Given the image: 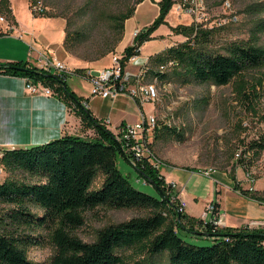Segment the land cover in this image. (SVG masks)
<instances>
[{"label": "trees", "instance_id": "trees-1", "mask_svg": "<svg viewBox=\"0 0 264 264\" xmlns=\"http://www.w3.org/2000/svg\"><path fill=\"white\" fill-rule=\"evenodd\" d=\"M36 1L30 0L29 7L32 8ZM141 1L136 0V3ZM173 3L174 0L158 1V15L149 26L134 35L131 45L124 47L122 69L128 58L137 53L139 47L152 38V32L165 22ZM30 10L35 16L43 15ZM0 12L14 19L9 0H0ZM133 12L134 7H129L111 16L112 48L121 40L124 23ZM260 29H264V20ZM172 31L182 34L185 40L150 55L146 73L162 78L165 72H157L156 68L151 70L150 63L157 66L172 62L169 68L183 79L216 85L232 81L240 103L258 114L259 90H264V75L248 74L264 67V45L234 41L224 46V52H218L210 48L213 27L180 24L172 27ZM0 34H3L1 30ZM67 37L63 40L65 45ZM0 72L22 76L52 89L72 107L82 128L93 129L91 135L63 133L42 144L4 150L1 164L8 175L0 181V264H34L28 258L27 249L41 243L35 233L38 229L48 232L55 248L49 264H126L119 253L124 248H134L140 254L151 256L166 252V264H264V228L219 227L178 212L177 192L165 182L159 168L150 164L147 158L133 164L120 134H114L91 114L81 103L82 98L68 87L66 77L27 61L0 62ZM260 120L262 133L249 140L239 154L238 163L246 170L251 157L259 156L264 150V113ZM162 129L165 133H174L177 138L182 135L165 124ZM153 131L156 137L160 128L155 126ZM247 152L250 153L248 156ZM118 155L131 163L140 175L153 181L156 196L130 183L116 166ZM98 174L102 181L94 189L91 185ZM148 179L144 178V181L150 183ZM234 188L246 197L264 202V191L243 189L237 181ZM97 206L138 208L146 214L106 225L97 231L93 241H83L72 230L83 224L85 210ZM182 234L210 237L212 242L191 244ZM134 264L143 263L137 260Z\"/></svg>", "mask_w": 264, "mask_h": 264}, {"label": "rangeland", "instance_id": "rangeland-1", "mask_svg": "<svg viewBox=\"0 0 264 264\" xmlns=\"http://www.w3.org/2000/svg\"><path fill=\"white\" fill-rule=\"evenodd\" d=\"M25 1L29 7L30 0H12V7L20 24L26 30L32 31L37 43L40 42L39 35L51 41L58 36L57 32L61 33L63 30L62 38L64 40L67 35L68 42L66 45L64 43L61 45L67 52V57L59 59L74 71L78 68L82 69L81 71L87 68L95 71L109 67L112 55L115 53L122 55L124 47L133 43L134 32L149 26L159 11L157 4L159 0H145L149 12L141 17L139 14L135 15L134 19L128 21L125 26V34L126 32L130 33L132 24L136 20L142 21V25L136 26L132 31V41L127 43L128 39L123 37V31L121 40L112 48L111 16L129 7H134L135 11L142 1L136 3V0H37L43 8L40 13L43 15H36L37 17H33L32 12L30 13L32 8L28 9ZM190 1L174 0L164 18L165 22L159 25L162 26V31L154 37L151 34V39L157 36V39L164 40V44L171 45L185 40L182 34L174 33L172 27L180 24H196L215 28L210 48L218 52H224V46L234 41L264 45V29H260V23L264 20V0ZM227 2L229 6H226ZM193 5L196 6L195 12L186 9ZM153 12H156L155 16L149 19ZM47 14L50 16H46ZM1 15L6 18V22L0 20V30H3L6 23L15 24V20L5 16L4 12H0ZM51 19L59 20L62 23V28L56 29ZM160 46H162V41L146 42L135 63H141L143 55ZM109 48L112 50L109 51ZM124 68L131 72L136 71L135 65L128 62ZM150 68L151 70L155 69V64L150 63ZM248 75L262 76L264 67L251 71ZM153 78V73H147L145 82L152 83ZM157 79L155 82L158 89L157 98L155 101L145 102L142 105L144 112L147 111V106L154 107L153 114L157 118L156 125L160 131L162 130L156 133V137L151 133L148 144L158 160L161 161L158 163V170L166 175L165 182L171 183V178L180 180V182L186 181L190 174L189 169L202 172L212 168L224 172L228 178L235 180L234 185L237 181L240 187L249 184L256 187L258 191H264V150L259 156L251 157L247 170L238 163L239 156L235 155L236 152L242 153L244 145L249 140L258 138L263 131L260 116L264 113V90H259L261 104L257 109L258 114H256L240 103L234 92V82L232 81L224 85L210 82L201 83L192 78L183 79L169 67L164 77ZM66 83L70 89L73 87L77 93L86 94L90 89L89 84L76 74L69 75ZM126 87L133 88V81L127 83ZM50 92L53 94L52 89ZM133 101L127 93L122 95L113 108V113L109 111L112 107L111 103L101 96H91L89 105L98 113L108 114L112 119L119 111L129 114L135 106V101ZM164 124L167 128L172 127L179 130L182 133L180 138H177L172 132L166 131L165 133L162 129ZM112 125L113 120L110 126ZM79 128V132L84 131V128ZM85 134L89 135V133ZM248 154L250 153L247 152L246 155L248 156ZM177 165L186 170L172 167ZM116 166L134 187L156 196L152 184L145 182L144 177L121 155L116 158ZM7 175L2 167L0 181ZM101 181L102 176L98 174L91 187L98 188ZM198 208L200 207L198 206ZM144 214H146L145 210L138 208L114 209L97 206L84 211L83 224L73 229L72 232L83 241L91 242L96 238L100 228ZM35 233L41 243L28 247V258L34 264H49L55 251L54 245L51 243L47 231L38 229ZM182 236L186 242L191 244L208 245L212 242L210 237L198 238L191 234H182ZM119 253L123 255L126 264H134L137 260L143 264L167 263L166 252L151 256L145 253L140 254L134 248H124L119 250Z\"/></svg>", "mask_w": 264, "mask_h": 264}, {"label": "crops", "instance_id": "crops-1", "mask_svg": "<svg viewBox=\"0 0 264 264\" xmlns=\"http://www.w3.org/2000/svg\"><path fill=\"white\" fill-rule=\"evenodd\" d=\"M145 4L146 2L143 0L135 9L134 14L124 23L123 37L125 36L128 39L127 43L132 41V31L136 26L142 25V21L136 20L132 24L130 33L126 32L125 34V26L128 21L134 19L135 15L139 14L141 17L149 12ZM25 5L27 6L26 1ZM10 8L14 16L15 24L13 25L14 29L10 32H6V24H4L3 30H1L3 34H0V62L27 61L36 66V62L42 54L54 55L57 58L67 57V52L64 51L61 45L63 43V30L61 33L57 32L58 36L53 40L50 39L51 41L39 35L40 42L42 43H37L32 31L26 30L20 24V20L12 7V0H10ZM27 8L29 9L28 6ZM155 14L156 12H153L149 19H152ZM33 17L37 16L33 14ZM51 20L56 29L62 28V23L59 20ZM161 27L159 26L152 33V37L162 31ZM149 41H162V46L143 55L141 57L143 59L142 62L146 58L148 59L150 55L170 46L164 44V40L157 39L156 36V38L145 41L140 46L139 55L143 51V45ZM135 67L137 68V65ZM86 70H89V68ZM83 80L88 83L86 78H83ZM71 90L82 98L81 101L87 102L86 108L89 109L95 118L102 122L107 118L109 119V122L105 123V125L114 134H118L123 125L137 122L140 113L144 112L143 105H138L133 101L135 106H133L129 114L119 111L111 119L108 114L103 115L91 108V105H89V98L91 97L89 89L86 94L77 93L73 87H71ZM122 95L124 94L119 95L115 99L103 98L108 100L112 105L109 110L110 113H113V108ZM146 109L147 111L144 113L147 114L153 113L154 111L152 105L147 106ZM112 120L113 125L110 126ZM79 127H82L80 118L74 113L72 107L66 105L56 94H45L43 92L31 93L25 87L24 77L0 72V148L6 150L42 144L58 138L63 133L79 135H84V133H89V135L93 134V129L85 128L83 132H79ZM151 133L154 135L153 130L150 129L147 131L148 139H150L149 136ZM172 167L185 169L178 165ZM188 171H190V174L186 181L180 182V180L173 178L170 181L175 183L173 190L177 192L176 198L183 199L186 203L184 214L189 217L202 218L206 204L214 200L217 203L219 212L223 215V222L219 227L248 226L264 228V202L242 195L234 188V181L228 178L224 172L214 169L209 175H204L198 170L194 171L193 169H189ZM161 174L165 179L166 175ZM240 185L242 184L240 183ZM251 187L249 184L242 186L243 189H250ZM252 189L257 190L254 186Z\"/></svg>", "mask_w": 264, "mask_h": 264}, {"label": "built area", "instance_id": "built-area-1", "mask_svg": "<svg viewBox=\"0 0 264 264\" xmlns=\"http://www.w3.org/2000/svg\"><path fill=\"white\" fill-rule=\"evenodd\" d=\"M194 2L195 0H191ZM190 1V2H191ZM226 6H229V3H226ZM189 11L195 12L196 6L186 8ZM32 10L36 13H40L43 8L41 3L37 2L33 5ZM1 21L6 22V18L1 15ZM14 29V26L6 23V32H10ZM138 31H135L136 34ZM134 34V35H135ZM140 49V47H139ZM139 49L137 53L132 54L127 62L130 64L137 65L136 71L131 72L122 69L121 67V54H113L111 57V65L109 67H103L97 70H84L82 72H76L68 68L64 61L60 60L54 55H44L42 54L36 65L39 68L52 72L54 74L63 75L68 77L71 74H76L83 78H86L90 89L89 93L91 96L98 95L103 98L115 99L121 94L127 93V95L133 99L138 105H142L145 102L155 101L158 95V89L155 85V82L158 80L157 76H154L152 83H146L145 78L147 75L148 69V59L141 63H135L139 56ZM172 62L160 63L156 66V71L163 73L167 71V68L171 66ZM133 80L134 87L128 89L126 84ZM25 87L29 92H43L45 94H51L50 88L43 86L40 82L32 83L25 78ZM128 89V90H127ZM127 90V92H125ZM81 103L86 107L87 102L81 101ZM104 123H108L109 119L103 120ZM157 124V118L153 113L146 114L141 112L137 122L133 124L123 125L119 130V136L125 142L126 152L130 155L131 162L136 164L142 161L144 158H147L149 163L154 167L159 168L158 163L161 161L155 156L151 150L148 143L149 139L147 136V131L153 128ZM4 149L0 148V174L2 173V164L1 158L3 155ZM239 152H236L235 155L239 156ZM214 169L208 168L201 173L204 175H209ZM172 188L175 186L174 182L170 183ZM252 189V187L250 188ZM177 201V211L183 213L186 207V203L183 199L176 198ZM203 222L212 223L216 226H219L223 222V215L219 212L218 207L214 200L209 201L202 213Z\"/></svg>", "mask_w": 264, "mask_h": 264}, {"label": "water", "instance_id": "water-1", "mask_svg": "<svg viewBox=\"0 0 264 264\" xmlns=\"http://www.w3.org/2000/svg\"><path fill=\"white\" fill-rule=\"evenodd\" d=\"M144 178L148 179V177L146 175H143ZM149 180V179H148ZM149 182L153 185V181L152 180H149ZM154 186V185H153Z\"/></svg>", "mask_w": 264, "mask_h": 264}]
</instances>
